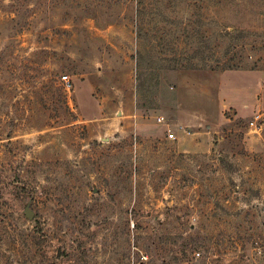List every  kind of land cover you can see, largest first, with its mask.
Instances as JSON below:
<instances>
[{
	"label": "rangeland",
	"instance_id": "rangeland-1",
	"mask_svg": "<svg viewBox=\"0 0 264 264\" xmlns=\"http://www.w3.org/2000/svg\"><path fill=\"white\" fill-rule=\"evenodd\" d=\"M0 264H264V0H0Z\"/></svg>",
	"mask_w": 264,
	"mask_h": 264
},
{
	"label": "trees",
	"instance_id": "trees-1",
	"mask_svg": "<svg viewBox=\"0 0 264 264\" xmlns=\"http://www.w3.org/2000/svg\"><path fill=\"white\" fill-rule=\"evenodd\" d=\"M213 6H223L225 0H210ZM139 6L142 5L140 2ZM204 7V1L201 4V8ZM199 26L202 25L201 22L198 23ZM207 30H203V26L200 29L194 31L193 34H189L187 30L182 29V35L185 39L196 38L198 42H185L179 46L177 42L180 40L179 37L169 42L166 46L171 52H177L176 48L180 49L183 53L190 52L188 58L186 59H172L170 62L173 64L172 69L180 70H199L203 68H208L211 71H237V70H255V67H247L244 64V45L242 44V39L244 37V31L241 29H231L226 27L222 32L219 33L220 43L214 45L211 48L206 43ZM226 41L228 42L226 44ZM224 44V49L219 51L220 46ZM176 46V48H175ZM186 46V47H185ZM180 47V48H179ZM205 53H208L205 56ZM183 61L185 63L183 64ZM199 61L201 65L197 62ZM208 63H211V65Z\"/></svg>",
	"mask_w": 264,
	"mask_h": 264
},
{
	"label": "built area",
	"instance_id": "built-area-1",
	"mask_svg": "<svg viewBox=\"0 0 264 264\" xmlns=\"http://www.w3.org/2000/svg\"><path fill=\"white\" fill-rule=\"evenodd\" d=\"M62 80L68 83L67 77H62ZM262 123V115L256 114L253 116V119L250 121L249 125L251 127L259 126ZM167 137L170 141H175L177 138L174 133L169 132Z\"/></svg>",
	"mask_w": 264,
	"mask_h": 264
},
{
	"label": "water",
	"instance_id": "water-1",
	"mask_svg": "<svg viewBox=\"0 0 264 264\" xmlns=\"http://www.w3.org/2000/svg\"><path fill=\"white\" fill-rule=\"evenodd\" d=\"M26 215L30 218V215L28 213Z\"/></svg>",
	"mask_w": 264,
	"mask_h": 264
}]
</instances>
